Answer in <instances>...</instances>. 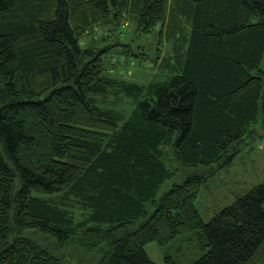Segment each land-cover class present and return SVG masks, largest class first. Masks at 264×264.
Returning a JSON list of instances; mask_svg holds the SVG:
<instances>
[{"label": "trees", "instance_id": "trees-1", "mask_svg": "<svg viewBox=\"0 0 264 264\" xmlns=\"http://www.w3.org/2000/svg\"><path fill=\"white\" fill-rule=\"evenodd\" d=\"M157 28L153 66L177 74L126 80ZM257 124L264 0H0V264H65L74 239L94 264H159L146 246L178 241L192 264H264V182L209 222L196 208ZM182 168L201 174L160 195Z\"/></svg>", "mask_w": 264, "mask_h": 264}, {"label": "rangeland", "instance_id": "rangeland-1", "mask_svg": "<svg viewBox=\"0 0 264 264\" xmlns=\"http://www.w3.org/2000/svg\"><path fill=\"white\" fill-rule=\"evenodd\" d=\"M159 28H157L152 34L141 37L140 44L146 47L151 60L149 59L143 65L137 61L127 60L125 65L124 61L119 67L121 76L131 82H137L139 84H148L151 81L164 80L168 75L177 74L175 67H169L164 69L161 65L153 66V60L156 58V54L159 53L158 49L163 47V53L160 57L161 62L164 64L167 62L165 59L170 51V45L166 43L165 46L160 42ZM129 41V32H127ZM165 47V49H164ZM117 48L110 50V56L112 59L116 58L115 51ZM117 62V60H115ZM149 64H152L149 66ZM124 71V73H122ZM120 109L130 113L134 107L131 100L124 98L118 105ZM258 134L254 139H250L244 148L234 157L233 161L226 165L224 161H220L214 164L208 176L206 172H202L203 176H208L207 180L201 187L200 194L196 200V208L199 211L202 219L205 222H209L216 213L222 208L232 204L236 198L235 195H240L248 192L255 186L264 182V127L257 124L252 129L258 128ZM200 169H184L182 168L178 175L171 181L167 182L161 189L160 195L167 192L175 182H183L192 174L200 173ZM201 174V173H200ZM194 242V241H193ZM65 259V264H94L97 258V253H90L83 246L80 239H74L72 242L66 244L62 249ZM148 255L159 264L165 263V256L171 255L178 264H192L195 259L203 255L201 252L195 256L191 253L192 248L190 243H186L183 247L177 243H172L170 247H161L157 242H151L146 246Z\"/></svg>", "mask_w": 264, "mask_h": 264}, {"label": "water", "instance_id": "water-1", "mask_svg": "<svg viewBox=\"0 0 264 264\" xmlns=\"http://www.w3.org/2000/svg\"><path fill=\"white\" fill-rule=\"evenodd\" d=\"M109 49V46L107 45V46H104V47H102L101 49H99V53L101 54H103V53H105L107 50Z\"/></svg>", "mask_w": 264, "mask_h": 264}]
</instances>
